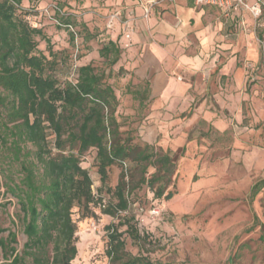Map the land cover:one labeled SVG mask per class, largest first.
Instances as JSON below:
<instances>
[{"label": "trees", "instance_id": "16d2710c", "mask_svg": "<svg viewBox=\"0 0 264 264\" xmlns=\"http://www.w3.org/2000/svg\"><path fill=\"white\" fill-rule=\"evenodd\" d=\"M23 1L0 0V207L13 202L2 201L9 195L18 208L12 219L16 230L0 225V264H74V209L83 218L96 216V202L104 214L118 219L106 225L109 264H168L131 254L124 234L140 245L146 241L132 213L134 197L147 187L155 198L171 200L177 193L172 188L178 160L186 149L163 150L124 138L116 115L118 97L92 63L75 67L73 79L60 80L59 72L71 70L69 55L54 52L48 39L51 57L38 49L37 37L46 35L29 23L26 12H19ZM63 23L72 27L74 21L67 17ZM71 37L75 40L74 32ZM123 49L109 39L100 55L116 64ZM91 149L96 151L100 190L110 193L109 201L94 194L91 175L81 164ZM115 165L122 170L111 187L109 172ZM263 187L264 179L255 183L252 197ZM19 232L26 237L21 250Z\"/></svg>", "mask_w": 264, "mask_h": 264}, {"label": "rangeland", "instance_id": "374dc122", "mask_svg": "<svg viewBox=\"0 0 264 264\" xmlns=\"http://www.w3.org/2000/svg\"><path fill=\"white\" fill-rule=\"evenodd\" d=\"M127 1L24 0L19 12H26L24 15L29 23L45 33L46 39L37 37L39 50L51 57L48 39L54 52L69 55L71 70L64 68L59 72L60 80L73 79L75 67L88 63L105 73L104 80L114 88L119 100L116 115L123 137L145 143L139 133L146 109L138 100L141 98L142 103L145 101V82L125 68L122 63L123 54L116 64H110L100 55L102 45L119 33L121 24L124 26ZM247 1L252 3L254 0ZM260 1L262 13L259 17L255 18L248 12L253 18L257 37L260 36L259 31L264 22V0ZM116 11L121 12L120 20L110 28L107 25L108 18ZM67 17L74 21L72 27L63 23ZM217 17L231 22L236 20L231 14L222 11L218 12ZM72 32L75 33V40L71 37ZM237 33L239 31L232 27L228 31V39ZM259 43L261 60L258 64L247 60L239 62V67L248 73L249 84L262 79L252 75L257 68L264 69L263 37H259ZM200 132L207 134L206 124L197 123L192 126L190 136L200 135ZM218 137L219 134L213 132L206 139L199 140V146L190 152L188 160L184 161L185 154L179 158L174 176L176 185L172 188L177 193L171 200L155 198L152 190L147 187L137 191L132 213L141 233H145L147 238L140 245L125 233L127 251L133 255L143 253L155 261L168 264H264V240L261 239L264 234V187L255 197L251 195L252 185L261 178V173L252 171L250 161L247 163L233 157L231 149L221 153L218 148L216 150L213 145L219 144ZM95 157L96 151L91 149L82 156L81 164L91 175L94 194L109 201L110 193L105 189L100 190L101 177ZM220 157L228 161L227 167L219 164ZM121 170L119 165L111 167V187L118 183ZM153 171L150 168V173ZM183 196L190 201L189 208L185 210V199H181ZM7 199L13 202L0 207V225L16 230L17 227L12 223L18 210L16 199L7 195L2 201ZM155 208L160 211L158 215L151 213ZM92 209L96 216L85 218L81 216L78 207L74 209L73 218L78 224V254L74 264H109L106 225L118 219L104 214L97 202L92 204ZM121 229H126V226ZM3 234L7 235L8 231ZM18 241L17 247L21 250L26 241L21 232ZM1 260L0 254V263Z\"/></svg>", "mask_w": 264, "mask_h": 264}, {"label": "crops", "instance_id": "0c3cea01", "mask_svg": "<svg viewBox=\"0 0 264 264\" xmlns=\"http://www.w3.org/2000/svg\"><path fill=\"white\" fill-rule=\"evenodd\" d=\"M145 1H127L131 40L125 38L123 24L112 37L124 46L125 68L145 82V101L138 99L146 109L140 138L164 150L185 148L186 161L200 139L217 132L219 144L213 147L220 153L231 149L233 157L250 161L252 171L261 173L255 183L264 179V69L257 68L252 75L262 79L249 84L248 73L239 67L241 60H261L264 22L257 37L248 12L227 13L194 0L163 1L145 18ZM220 11L236 20L218 19ZM232 27L239 33L228 39ZM197 123L207 125V134L190 136ZM218 162L228 166L223 157ZM181 199L186 203L183 210L189 208V198Z\"/></svg>", "mask_w": 264, "mask_h": 264}, {"label": "built area", "instance_id": "2783aa9c", "mask_svg": "<svg viewBox=\"0 0 264 264\" xmlns=\"http://www.w3.org/2000/svg\"><path fill=\"white\" fill-rule=\"evenodd\" d=\"M163 1H174V0H146L143 3L144 17L148 18L151 10L154 6L158 5ZM196 5H215L222 7L227 13L235 10H243L251 13L255 18L259 17L262 13L261 1L249 2L247 0H194ZM120 11L112 13L107 21L108 27L112 28L115 26L116 21L120 20ZM125 26V38L131 40V32L133 31V19H126L124 22ZM153 215L160 213L159 209L155 208L151 212Z\"/></svg>", "mask_w": 264, "mask_h": 264}]
</instances>
